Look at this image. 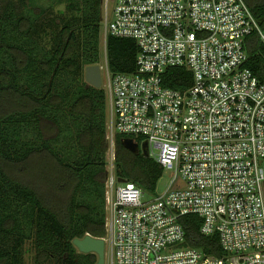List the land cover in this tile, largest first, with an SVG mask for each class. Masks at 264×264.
Instances as JSON below:
<instances>
[{
    "label": "built area",
    "instance_id": "obj_1",
    "mask_svg": "<svg viewBox=\"0 0 264 264\" xmlns=\"http://www.w3.org/2000/svg\"><path fill=\"white\" fill-rule=\"evenodd\" d=\"M112 1L101 3L105 39L139 49L136 69L116 74L105 49V264H264V79L244 48L254 30L264 45V29L244 0ZM174 66L192 74L184 90L163 85ZM116 134L147 140L148 156L174 171L162 192L143 200L119 181ZM191 213L201 233H217L221 257L185 244Z\"/></svg>",
    "mask_w": 264,
    "mask_h": 264
},
{
    "label": "trees",
    "instance_id": "obj_2",
    "mask_svg": "<svg viewBox=\"0 0 264 264\" xmlns=\"http://www.w3.org/2000/svg\"><path fill=\"white\" fill-rule=\"evenodd\" d=\"M64 1L65 12L52 15L55 0H0V264H24L27 240L35 264H96V254L79 252L72 240L106 235L107 105L104 88L84 78L100 61L102 0ZM244 1L264 29V0ZM244 48L245 65L264 79L256 30ZM105 49L111 74L136 69L135 39L107 34ZM191 83L186 67L163 73L166 87ZM124 137L115 135L116 177L154 194L162 166L125 148ZM180 221L186 245L223 255L217 233L200 232L197 214Z\"/></svg>",
    "mask_w": 264,
    "mask_h": 264
},
{
    "label": "water",
    "instance_id": "obj_3",
    "mask_svg": "<svg viewBox=\"0 0 264 264\" xmlns=\"http://www.w3.org/2000/svg\"><path fill=\"white\" fill-rule=\"evenodd\" d=\"M85 81L99 88L102 84L101 67L98 63L87 65L84 69ZM123 146L134 153H141L148 157V142L142 141L140 144L130 137L122 139ZM123 179H119L122 181ZM73 245L81 253H94L97 256L96 264H105V242L103 237H94L85 234L83 237H77L72 240Z\"/></svg>",
    "mask_w": 264,
    "mask_h": 264
},
{
    "label": "rangeland",
    "instance_id": "obj_4",
    "mask_svg": "<svg viewBox=\"0 0 264 264\" xmlns=\"http://www.w3.org/2000/svg\"><path fill=\"white\" fill-rule=\"evenodd\" d=\"M49 0H36V4L38 6H46L48 4ZM65 4L66 2L64 0H55L53 6H52V15L56 12L64 13L65 12ZM110 8L113 7L114 1L110 0ZM105 37L101 29V36H100V61L98 64L101 67V75L102 78L105 79L106 77V67H105ZM103 86V83L101 84L100 87ZM174 171H164L163 175L161 178L158 180L157 183V192H162L168 185L169 180L173 177ZM150 198V195L146 194L143 196V200H147ZM34 255H35V249L33 247L32 241L27 240L25 245H24V264H35L34 260ZM107 256L105 257V259Z\"/></svg>",
    "mask_w": 264,
    "mask_h": 264
}]
</instances>
